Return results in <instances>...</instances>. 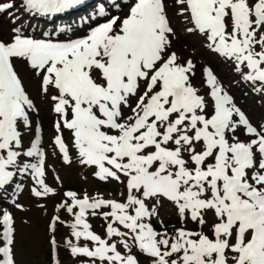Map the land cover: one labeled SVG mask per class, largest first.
Instances as JSON below:
<instances>
[{
  "label": "snow or ice",
  "instance_id": "6c2138e0",
  "mask_svg": "<svg viewBox=\"0 0 264 264\" xmlns=\"http://www.w3.org/2000/svg\"><path fill=\"white\" fill-rule=\"evenodd\" d=\"M84 2L0 0L12 25L0 33V200L11 195L23 210L18 177L31 178L34 198L57 195L30 76L55 116L53 154L71 164L74 148L94 178L122 189L63 192L46 225L49 264H61L58 225L69 228L63 249L77 264H264V117L254 123L233 94L264 102V0H105L91 16L100 22L73 36L70 25L37 36L17 15ZM178 26L229 69V83L180 54ZM168 206L180 225L172 233L161 218ZM21 253L15 217L0 207V264H24Z\"/></svg>",
  "mask_w": 264,
  "mask_h": 264
},
{
  "label": "rangeland",
  "instance_id": "374dc122",
  "mask_svg": "<svg viewBox=\"0 0 264 264\" xmlns=\"http://www.w3.org/2000/svg\"><path fill=\"white\" fill-rule=\"evenodd\" d=\"M102 2H105V0ZM86 29L87 27H83L81 30ZM81 30L80 33L82 34ZM177 31L178 38L176 41H174V46L182 56L193 58L195 61H197L198 65L205 62H210L211 66L214 65L212 60H210L211 57L201 48V42H199L195 36H188L184 34L181 31V26H178ZM0 33H2L4 36H8L9 34L8 23L1 19ZM38 34H40V32ZM71 35H77V33L73 31L70 32L69 36ZM191 41H194L192 45L189 43ZM215 61V64L219 63L218 60ZM226 70L227 71L223 69L222 65L219 66V69H215L216 73L222 78V80L229 83V81L232 79V76L227 67ZM26 86L32 93L33 98L36 99V102L41 109L37 119L39 121L40 128L42 131H44V133L41 135L43 138V149L47 153L46 182L56 189L57 195L43 199L32 197L29 191L33 186V181L31 178L28 184L23 187V192L18 199V202L23 205V210L21 211L17 210L15 207L13 208L15 213L18 239L22 241V253L19 258L24 262V264H49V246L46 225L50 217L56 215L54 206L60 202L63 192L72 189L82 194L86 190L89 194L100 192L103 193L106 198H110L119 197V192L122 189L119 188L115 183L105 184L94 178L92 175L94 169L82 166L79 163L76 151L70 149V156L72 160L71 164H65L62 158L60 160L57 158L56 153L53 154L54 150L52 149L51 145V136L54 134V129L52 127V130L50 131V126L53 121L51 115H53L54 119L55 116L50 112L47 102L42 101L37 97L35 82L31 81L30 76L26 77ZM243 91L247 90L244 89ZM243 91L233 90V94L236 96L238 104L244 108V110L248 112L250 116L253 117V122L255 123L256 120L264 117V108L260 107L261 103L263 102L251 94L245 96ZM68 135L69 134L67 133L66 136L68 137ZM31 138L35 139V136H32ZM25 142L28 143V140ZM28 146H30V143ZM57 176L60 178L59 183L55 179ZM40 204L45 205V207L43 209L39 208L38 205ZM60 216L66 221H69L70 219L64 212H61ZM161 218L163 219L164 224L168 226L169 233L174 231L173 226H180L177 223V217L174 214V210H172L170 206L161 209ZM90 222L94 231L99 234L103 233V226L99 225V223L102 222L100 218H90ZM152 223L157 227V229L161 228L157 220L154 219ZM193 225L194 224L189 223L187 226L192 228ZM67 232H69V228L67 226L58 225V231L56 235L57 240L61 244V249L59 252V257L62 260L61 264H68L66 262L68 261L67 258H63L67 255V252L63 249L62 239ZM73 261L76 260L73 259Z\"/></svg>",
  "mask_w": 264,
  "mask_h": 264
}]
</instances>
